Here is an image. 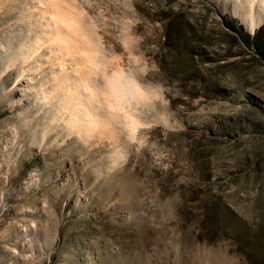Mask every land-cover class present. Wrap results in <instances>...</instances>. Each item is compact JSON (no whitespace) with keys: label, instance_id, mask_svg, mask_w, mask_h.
I'll list each match as a JSON object with an SVG mask.
<instances>
[{"label":"rangeland","instance_id":"rangeland-1","mask_svg":"<svg viewBox=\"0 0 264 264\" xmlns=\"http://www.w3.org/2000/svg\"><path fill=\"white\" fill-rule=\"evenodd\" d=\"M71 1L151 99L132 135L73 127L61 66L89 46L42 40L47 0H0V264H264V2L251 33L244 0Z\"/></svg>","mask_w":264,"mask_h":264},{"label":"bare ground","instance_id":"bare-ground-1","mask_svg":"<svg viewBox=\"0 0 264 264\" xmlns=\"http://www.w3.org/2000/svg\"><path fill=\"white\" fill-rule=\"evenodd\" d=\"M236 1L239 2V0H235L237 7H239L240 5ZM244 1L249 4V7L245 8L246 10H244L243 6L240 7L244 10V16H247V19H245L249 20L247 23L250 26L251 33H254L257 23L253 14V6L255 3L263 4L264 0ZM47 2L45 4V14H43V19H45L46 23H40L42 40L50 41L49 44L53 47V51L55 50L62 56L64 54L63 50L69 51L70 57L78 60L76 57H78L80 49L77 46L82 44L89 46V53L94 56V62L89 67L91 69L89 72L79 71L77 68L76 72H79L76 74L72 73L74 74L72 76V74L70 75L64 70V66H61L64 75L60 82L68 86V93L66 92V94L69 96V100L66 99L67 102L64 103H70L73 111L70 123L72 122L74 127L76 125L74 124V116H76L75 118L77 116L80 118L83 115L87 118L85 129L87 133L91 134L96 127H104L115 121L117 123L120 122L132 135L139 124L138 117H140L134 115V111L139 110L134 105H145V101L151 99V97L149 98L150 95H148L149 91L145 90L139 81V77L130 70L124 71L120 67H116V69H112L113 71L111 70L112 72L110 71L111 73L105 71L104 65L108 59L99 47V39L95 38H98V36H95L94 25H91L88 16L83 15V10H79L81 9L79 5L78 7L71 0H47ZM257 22L259 25L263 24L264 17H259ZM39 39L40 36L38 34L35 35V41L31 45L27 44V50L30 52L36 51L40 46L38 45ZM24 47L19 44L18 54L27 58L30 54H25ZM59 63L63 65V59H60ZM113 65L115 66L116 64ZM98 66L102 68L100 72L97 69ZM64 103H61V106ZM75 120L77 123L82 121ZM117 152L119 154L123 153H121V150ZM118 155L117 159L120 157Z\"/></svg>","mask_w":264,"mask_h":264}]
</instances>
